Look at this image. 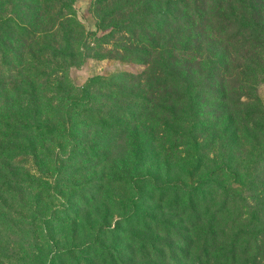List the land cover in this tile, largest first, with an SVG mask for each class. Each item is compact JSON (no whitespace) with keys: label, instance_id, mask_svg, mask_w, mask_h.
I'll list each match as a JSON object with an SVG mask.
<instances>
[{"label":"rangeland","instance_id":"1","mask_svg":"<svg viewBox=\"0 0 264 264\" xmlns=\"http://www.w3.org/2000/svg\"><path fill=\"white\" fill-rule=\"evenodd\" d=\"M38 1L0 12V264H264V0Z\"/></svg>","mask_w":264,"mask_h":264},{"label":"trees","instance_id":"2","mask_svg":"<svg viewBox=\"0 0 264 264\" xmlns=\"http://www.w3.org/2000/svg\"><path fill=\"white\" fill-rule=\"evenodd\" d=\"M38 2H39L38 0H32V2L28 3L27 8H30V10L36 9L38 7ZM14 3H16V0H0V12L4 11L7 8L14 9V7H15ZM22 8L25 9L26 6H23ZM0 21H2V20H0ZM41 21H42L41 17L39 15H35V20L33 21V24L39 25V23H41ZM0 30H1L0 31V41H2V40H4V38H3L4 37V31H3V27L1 25H0ZM33 31H35V28L33 29ZM41 31H42V25H40L38 27V30L36 31V35H38V33H40ZM51 47H52L51 45L46 44L45 47L38 49L36 52H33L32 50H30V53H31V55H34V56L36 55L37 57L51 55V53H52L50 51ZM9 53H15V52H13L10 49L6 50L5 52H2V60L3 61L7 60L6 57L9 55ZM20 57L21 58L19 59L20 62L18 64V67L21 68V70L18 71V74L22 79L25 78L27 83H28L26 91H29V90L34 91L35 87L33 85V81L37 80L38 76H36V75L33 76L32 71H35V69L39 68L40 64H39V66H37V67L35 66L32 69H28V70L24 69L23 68L24 64L22 63L23 57H24L23 54ZM30 76L32 77V79ZM96 82H97L96 79L93 78L90 81H88L84 86H82L78 89V92H79L78 94H80V97L75 96L72 99V101H71V103L67 109L69 113L72 112V110L75 108L85 107V106L91 105L93 103V101L88 97V94L90 93L91 89H94L95 85L97 84ZM145 103H148V108H149V109L147 108L148 110H151V108H153L152 101L150 99H146ZM173 103L177 104L176 102H173ZM102 228L106 229L105 231H103L104 237H106L108 235V233L113 230L109 226L107 227V225H105V226L102 225V227L100 229H102ZM183 231L187 234V236L185 238V244L187 246L185 247V251H184V252H186L189 249L188 245H191V243H189L191 241V239L189 238L190 234H189L188 227H185L183 229ZM102 261H103V264H107V262H108L107 259L106 260L102 259Z\"/></svg>","mask_w":264,"mask_h":264}]
</instances>
